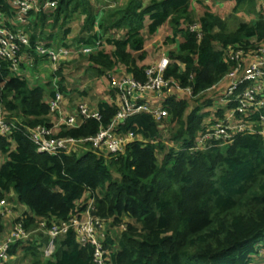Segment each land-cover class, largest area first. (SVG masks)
Segmentation results:
<instances>
[{
	"label": "trees",
	"instance_id": "obj_1",
	"mask_svg": "<svg viewBox=\"0 0 264 264\" xmlns=\"http://www.w3.org/2000/svg\"><path fill=\"white\" fill-rule=\"evenodd\" d=\"M46 1L39 0V10H30L24 25L29 45L21 47L20 55L26 59L30 54L32 66L47 60L36 55V42L77 47L105 40L101 49L80 55L88 66L98 76L122 69L125 75L145 82L151 62L145 63L142 31L153 36L169 24L171 34L163 44L173 42L175 47L166 51L172 62L163 76L191 87L193 97H167L164 121L148 113L132 115L123 128L136 133L137 140L116 159L91 152L37 153L17 130L0 137V199L5 198L6 207L15 210L14 220L27 228L37 227L41 220L47 226L64 221L86 206L89 193L95 196V213L103 220L102 244L111 263L264 264L256 262L257 257L251 259L264 245V134L238 133L227 142L210 141L205 150H192L203 121L214 110V98L201 95L233 67L225 50L240 46L253 51L264 46V13L257 0H226L234 3V9L245 6L254 18L231 30L207 7L196 17L190 0H149L148 4L125 0L106 9L99 8V0H56L55 6L43 8ZM0 10L8 19L15 15L10 0H0ZM192 23L198 25L200 37L187 29ZM112 30L119 33L111 37ZM71 33L74 38L67 41ZM62 64L40 86L30 83L22 62L13 72L0 58L4 112L22 117L29 126H50L47 100L53 94L54 78L58 77L65 92ZM107 94L113 99V92ZM79 95H85V90ZM105 95L95 103L103 124L117 110L115 100H106ZM98 126L88 119L58 135L85 137ZM24 206L26 210H20ZM5 230L6 222L0 217V234ZM47 241L42 237L41 246ZM21 247L35 258L34 264H91L92 260L91 245L80 246L72 229L54 239L48 259L39 257L40 246L30 242Z\"/></svg>",
	"mask_w": 264,
	"mask_h": 264
},
{
	"label": "built area",
	"instance_id": "obj_2",
	"mask_svg": "<svg viewBox=\"0 0 264 264\" xmlns=\"http://www.w3.org/2000/svg\"><path fill=\"white\" fill-rule=\"evenodd\" d=\"M102 1L112 2V0ZM260 1L264 12V0ZM10 2L15 9L18 22L22 25L28 23L30 10L38 11L40 8L39 0H10ZM55 4L56 0H47L43 8L53 7ZM189 30L196 32L200 37L201 33L196 23H192ZM104 44L105 41L97 40L94 45L48 47L41 42H36L34 51L36 55L46 57L56 70L60 62L97 51ZM27 45H29L27 35L20 30L8 28L5 25V14L0 10V58L9 63L11 71L18 70L21 47ZM165 55L164 52L160 53V57L151 63L148 73L145 70L147 77L145 82L135 80L124 73L120 76L118 72L117 75L113 72H110L113 75H106L107 71L105 72L107 90L114 93L115 104L118 107L108 123L103 124L102 112L97 107H88V102L78 103L71 112L65 111L64 93L60 90L57 78H54L53 94L48 100L52 124L29 126L22 117L5 113L3 106L0 105V137L10 135L17 130L33 143L37 153L63 155L80 150L82 153L91 152L105 158L116 159L125 151L128 144L137 140L136 133L123 128L125 121L132 115L148 113L159 121L166 113L168 114L163 106L167 97L179 98L186 95L191 98L192 96L191 87H182L172 78H164V71L172 62H169ZM225 55L233 62V67L218 83L206 91L218 90L217 94L212 96L214 110L203 121L202 129L195 137L192 150H205L210 141L227 142L238 133L264 134V114L261 112L264 110V46L251 51V60L243 68L242 60H247L249 55L241 47L226 49ZM108 98L109 96H106V99ZM88 119L98 122L99 126L95 133L78 138L58 135V132L63 129L79 128ZM143 142L147 141L143 140ZM88 195L86 206L64 221L51 222L49 226H46V221L41 220L39 226L32 230L25 228L22 222L12 223L9 235L0 239V264L8 263L12 244L27 242L35 234H43L49 238V242L43 246L42 251L44 256H50L54 249L53 239L65 234L69 229L75 232L80 246L91 245V264H115L107 260V251L102 244L103 220L95 213V196L89 193ZM6 206V199H0L1 216H7L10 213L9 209L6 210ZM122 228L124 229L125 226Z\"/></svg>",
	"mask_w": 264,
	"mask_h": 264
},
{
	"label": "rangeland",
	"instance_id": "obj_3",
	"mask_svg": "<svg viewBox=\"0 0 264 264\" xmlns=\"http://www.w3.org/2000/svg\"><path fill=\"white\" fill-rule=\"evenodd\" d=\"M125 0H112V2L108 1H100L98 3L99 8H111L115 7L118 5H121ZM145 4L149 3V0H143ZM201 4H200V3ZM199 3V6H198ZM208 6L211 5L213 7V10L219 14L221 18L224 19L225 24L227 25L228 29H235L237 24L241 22H247L250 21L253 16L250 14L248 9L244 6L238 9H234V5L231 4L230 2H222L219 0H191L189 3L190 9L194 12L193 14L195 16H199L200 13L203 12V9L205 7L202 6ZM257 5L258 7L261 6V1L257 0ZM210 8V7H209ZM254 19V18H253ZM191 24L187 25V29L189 28ZM170 25L166 24L163 26L159 32H157L154 36L148 35L146 31H142V33L145 35V42H144V48L145 51L147 52V60L145 63H150L153 62L156 58H158L157 54L164 52L166 59L170 62V58L167 56L166 51H168L170 48H174V43L168 42V44H163V39L167 34H171L170 31ZM185 28V26H184ZM109 33L106 34L108 36ZM115 35V34H114ZM74 38V35L71 33L66 37L67 41H72ZM160 45V46H159ZM56 46L54 44L51 45ZM240 47V46H238ZM247 55H249L248 60H242L241 66L242 68L247 66L248 62H250V53L251 51L243 50ZM87 55V54H85ZM22 63L24 61L22 60ZM61 63L63 66V73L62 76L64 77V83H65V92H64V100L67 102V108L70 110L73 109V106H77L78 103L80 102H88L90 108H95V103H97L98 99L100 100L102 95H105V93L108 92L106 81L104 78V74L102 76H98L97 72L95 69L91 68L88 66V61L86 59H83L82 56H78L75 58H71L69 60H64ZM36 68H33L31 71V74L34 72ZM52 69L53 65L49 60H42L38 63V76H39V85L40 86H45L47 81H50L52 79L51 74H52ZM148 70L150 68H146V73H148ZM122 69L118 71V75H123ZM26 74V73H25ZM24 74V75H25ZM107 74H111L110 71L108 70ZM30 75V73H29ZM113 75V74H111ZM114 75H117L115 73ZM58 78V77H57ZM29 81L31 84H35V80H32L29 78ZM54 82V79L52 80V84ZM223 87V86H222ZM219 89V88H218ZM85 90V95L81 96L80 91ZM215 90V89H214ZM221 90V89H220ZM224 90V89H222ZM218 90L216 91H209V92H204L201 95L202 97H212L216 95ZM106 96V95H105ZM200 96V97H201ZM82 97V98H81ZM84 97V98H83ZM195 105V104H194ZM168 118V114L164 117H162L159 121ZM158 121V122H159ZM164 121V120H163ZM168 131H166V135H168ZM115 177L117 175L115 174ZM94 206L96 208V205L94 203ZM22 208V207H21ZM20 210H23L21 209ZM12 212V218L15 217V210L11 209ZM264 240V238H263ZM261 241V244H264V241ZM258 253H252L251 259L253 257H257L256 262L259 261L261 263L264 262V245H260L257 248ZM29 252V251H28ZM28 261V262H27ZM31 255L29 253H24V254H18V256L14 259V261H11L10 263H15V264H31Z\"/></svg>",
	"mask_w": 264,
	"mask_h": 264
},
{
	"label": "crops",
	"instance_id": "obj_4",
	"mask_svg": "<svg viewBox=\"0 0 264 264\" xmlns=\"http://www.w3.org/2000/svg\"><path fill=\"white\" fill-rule=\"evenodd\" d=\"M99 1H102V0H99ZM219 1H222V2H230L231 4H233L234 5V3L232 2V1H226V0H219ZM97 2V1H96ZM190 2H191V0H190ZM200 3V2H199ZM199 3H198V6H199ZM201 4V3H200ZM97 5H98V2H97ZM202 6L203 7H207L211 12H214V13H216L214 10H213V7L211 6V5H208V6H205V5H203L202 4ZM210 7V8H209ZM48 8H51V7H48ZM260 8H261V6H260ZM262 9V8H261ZM205 10V8L203 9V11ZM194 13V12H193ZM203 13V12H202ZM202 13H200V14H202ZM264 13V12H263ZM199 14V15H200ZM216 14H218V13H216ZM219 15V14H218ZM197 17V16H196ZM9 21V23H11V26H8L7 25V22ZM5 25L8 27V28H10V29H13V30H20V31H22L24 34H27V31H26V26H24V25H22V24H20L19 22H18V20H17V18H16V15H14L12 18H9L8 19V16H6L5 15ZM95 29H97V31L99 30V28H98V24L97 23H95ZM160 30V29H159ZM112 34L110 35L111 37L113 36V34L114 33H119V32H115L114 30H112ZM159 32V31H158ZM156 34V33H155ZM154 34V35H155ZM153 35V36H154ZM103 41H105V40H103ZM105 45V44H104ZM159 57H160V55H159ZM22 60L24 61V63H22L23 64V66L24 67H22V68H25L26 69V71H25V75L27 76V79L29 80V78H31L32 80H35V82H39L40 81V79H39V76H38V64H36L35 66H32V62H33V57L29 54V55H27L26 56V59H24L23 57H22V55H20V63L22 62ZM248 60V59H247ZM152 63V62H151ZM149 66H151V65H149ZM33 68H36L35 70H34V72L31 74V71H32V69ZM18 69H19V67H18ZM53 70V69H52ZM18 71V70H17ZM17 71H15V72H17ZM29 73H30V75H29ZM63 83H64V80H63ZM65 84V83H64ZM107 90V89H106ZM222 90V89H221ZM106 96H109V98L108 99H106V100H109V101H111V102H113V100L115 99V96L113 97V99H112V97H111V95H106ZM105 96V97H106ZM49 100V99H48ZM48 100H47V103H48ZM95 107H97L96 106V104H95ZM75 109V106H73V109H69V108H67V102H65L64 103V110L65 111H68V112H71V111H73ZM222 114H223V111H222ZM51 121H52V119H51ZM74 153H76V154H78V153H82L80 150H78L77 152H74ZM72 154V153H71ZM83 154V153H82ZM80 155V154H79ZM7 209H9L8 207H6V210ZM22 209L23 210H26V207L24 206V207H22ZM10 210V213L7 215V216H1L0 215V217L1 218H3L4 220H5V222H6V230L5 231H3L1 234H0V239H3V238H5V237H7L8 235H9V229H10V226L12 225V223H14V222H22V221H15L14 220V218H12L11 216H12V212H11V209H9ZM23 223V222H22ZM24 225V224H23ZM123 225V224H122ZM120 226H121V224H120ZM24 227L25 228H27L25 225H24ZM27 229H30V230H32V229H36V227L35 228H27ZM120 230H123V228H120ZM42 237H44L43 235H41V234H35V235H33V237H32V239L31 240H28L27 242H21V243H16V244H14V245H17L16 246V252L14 253V254H11V255H9V257H8V264H15L14 262L13 263H10L11 261H14V259L18 256V254H24L25 252L22 250V247H21V245L22 244H25V245H28L30 242L31 243H33L34 245H37V246H40L39 248V257L41 258V255L43 256V254H42V248H43V246L44 245H46L47 243H48V241H47V243H45V244H43L42 246H41V244H42ZM13 244L10 246V250L11 249H13V246H14ZM44 257V256H43ZM31 259H32V261H31V264H34V262H35V258L33 257V256H31ZM28 262V261H27Z\"/></svg>",
	"mask_w": 264,
	"mask_h": 264
},
{
	"label": "clouds",
	"instance_id": "obj_5",
	"mask_svg": "<svg viewBox=\"0 0 264 264\" xmlns=\"http://www.w3.org/2000/svg\"><path fill=\"white\" fill-rule=\"evenodd\" d=\"M4 14H5V13H4ZM40 222H41V221H40ZM40 222H39V224H40ZM53 222H56V221H53ZM38 226H39V225H38ZM38 226H37V227H38ZM46 226H47V224H46ZM37 227H36V228H37ZM41 235H43V234H41ZM62 235H63V234H62ZM43 236L46 237V238L48 239V242H49V238H48L46 235H43ZM59 236H61V235H59ZM59 236H58V237H59ZM56 238H57V237H56ZM56 238H54V239H56ZM54 239H53V244H54ZM53 251H54V249H53ZM52 253H53V252H52ZM9 254H10V251H9ZM42 254H43V251H42ZM10 255H11V254H10ZM43 256H44V254H43ZM51 256H52V254H51L50 256H47V257L44 256V258H45V259H48V258H50Z\"/></svg>",
	"mask_w": 264,
	"mask_h": 264
},
{
	"label": "bare ground",
	"instance_id": "obj_6",
	"mask_svg": "<svg viewBox=\"0 0 264 264\" xmlns=\"http://www.w3.org/2000/svg\"><path fill=\"white\" fill-rule=\"evenodd\" d=\"M147 68H149V67H147ZM117 109H118V107H117ZM137 114V113H136ZM92 261V260H91ZM94 261V260H93Z\"/></svg>",
	"mask_w": 264,
	"mask_h": 264
}]
</instances>
